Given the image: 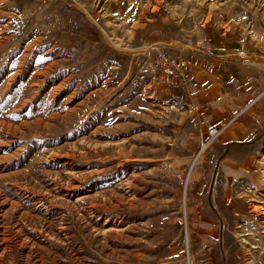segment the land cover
<instances>
[{
  "label": "rangeland",
  "instance_id": "374dc122",
  "mask_svg": "<svg viewBox=\"0 0 264 264\" xmlns=\"http://www.w3.org/2000/svg\"><path fill=\"white\" fill-rule=\"evenodd\" d=\"M244 3L0 0V264H264ZM160 54L183 87L150 71Z\"/></svg>",
  "mask_w": 264,
  "mask_h": 264
},
{
  "label": "crops",
  "instance_id": "0c3cea01",
  "mask_svg": "<svg viewBox=\"0 0 264 264\" xmlns=\"http://www.w3.org/2000/svg\"><path fill=\"white\" fill-rule=\"evenodd\" d=\"M245 1L244 4H242L243 8H240L236 13H235V18L234 17H227L225 20L223 19L221 22L226 24L225 30L222 31L226 36L229 33V30L227 27L229 26L230 20H233L232 24L233 26L236 27L237 29H240L242 31L245 30L246 36L248 37L247 41L250 43V47L253 49L251 58L254 59L253 63H256L257 65L260 66L259 61L263 60L264 61V52L260 54L259 48H264V11L259 10L257 7V2L261 0H243ZM234 16V15H232ZM222 25V24H221ZM243 42L245 45V41L240 40V42ZM239 42V41H238ZM254 49L256 51H254ZM243 56L249 57L248 53H242ZM242 57V56H241ZM258 60V61H256ZM193 77V81H194ZM251 79L252 81L246 86L240 85L236 87H239L240 92L239 95H249V96H254V98L262 94L259 98H257V101H259L261 98L264 96V71L261 73L259 68L257 67V71H253L251 73ZM193 86L195 88L194 94L192 95V100L196 102H200L201 104L198 105L199 109H201V105L204 104L205 98L209 96L208 93H204L206 91V85L200 84L196 85L193 83ZM199 89V90H198ZM201 90V91H200ZM229 93H226L225 95H228ZM228 99V98H225ZM262 107V106H261ZM263 108V107H262ZM233 109V105H230V103H227L225 107H214L211 109L215 114L212 117L213 120L215 119L217 122L219 119L222 117H225L228 115L229 112H231ZM209 111V110H208ZM262 111L263 115H259V112ZM264 110L258 107L253 109V120L255 121V126L256 127H262L264 124ZM254 123V122H253ZM243 125V123H242Z\"/></svg>",
  "mask_w": 264,
  "mask_h": 264
},
{
  "label": "built area",
  "instance_id": "2783aa9c",
  "mask_svg": "<svg viewBox=\"0 0 264 264\" xmlns=\"http://www.w3.org/2000/svg\"><path fill=\"white\" fill-rule=\"evenodd\" d=\"M183 65L184 63L180 60L166 58L160 54L159 58L151 64L150 71L155 75L158 81L166 87L180 88L183 87L185 82ZM221 132L222 129L215 128L211 129L209 134L211 138H216Z\"/></svg>",
  "mask_w": 264,
  "mask_h": 264
},
{
  "label": "bare ground",
  "instance_id": "6f19581e",
  "mask_svg": "<svg viewBox=\"0 0 264 264\" xmlns=\"http://www.w3.org/2000/svg\"><path fill=\"white\" fill-rule=\"evenodd\" d=\"M206 144L203 145V148H205Z\"/></svg>",
  "mask_w": 264,
  "mask_h": 264
}]
</instances>
